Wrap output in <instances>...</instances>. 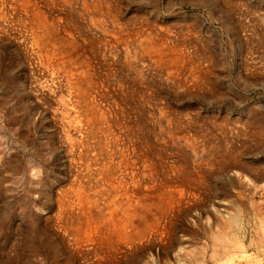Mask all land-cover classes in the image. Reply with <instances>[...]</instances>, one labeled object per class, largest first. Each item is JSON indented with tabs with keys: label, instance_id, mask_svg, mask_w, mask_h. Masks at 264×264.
<instances>
[{
	"label": "rangeland",
	"instance_id": "rangeland-1",
	"mask_svg": "<svg viewBox=\"0 0 264 264\" xmlns=\"http://www.w3.org/2000/svg\"><path fill=\"white\" fill-rule=\"evenodd\" d=\"M0 264H264V0H0Z\"/></svg>",
	"mask_w": 264,
	"mask_h": 264
},
{
	"label": "bare ground",
	"instance_id": "bare-ground-1",
	"mask_svg": "<svg viewBox=\"0 0 264 264\" xmlns=\"http://www.w3.org/2000/svg\"><path fill=\"white\" fill-rule=\"evenodd\" d=\"M111 179V178H110ZM259 179H260V177H259ZM117 187V186H116ZM106 208V207H105Z\"/></svg>",
	"mask_w": 264,
	"mask_h": 264
}]
</instances>
